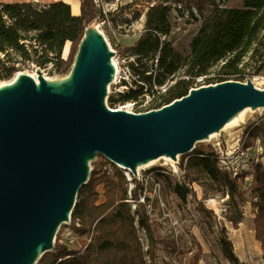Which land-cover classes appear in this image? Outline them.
<instances>
[{
  "label": "trees",
  "instance_id": "obj_1",
  "mask_svg": "<svg viewBox=\"0 0 264 264\" xmlns=\"http://www.w3.org/2000/svg\"><path fill=\"white\" fill-rule=\"evenodd\" d=\"M96 1L80 0L78 15L64 0L48 5L33 1L0 3V81L17 73V58L39 68L51 63L59 75L67 76L71 68L63 59L66 45L79 46L90 26L98 27L105 22L104 11ZM227 2L161 0L153 6L140 39L123 50L133 58L129 67L134 86L125 94L117 92L120 100L113 98L111 104L122 101L141 106L147 95L155 97L154 88L156 92H163L150 108L142 109L145 113L187 96L196 79L204 78L208 86L233 81L245 83L261 75L264 72V0H242L240 7L228 6ZM173 10L194 20L202 19L185 57L168 40ZM244 133L247 135L244 150L258 140L264 146V116L257 123L248 124ZM220 160L214 148L200 147L190 154L186 164L182 161L180 168L188 184H198L205 194L228 196L226 217L235 228L243 220L237 203L242 195L239 184L251 177L250 188L258 199L253 220L255 237L261 243L264 257V161L252 162L249 171L235 172L228 165H221ZM103 165L92 168L87 184L79 190L71 215L69 228L79 237L78 242L81 240L80 247L71 248L58 237L53 249L36 264H156L162 242L156 236L146 205L140 202L148 185L134 177L135 187L129 198L122 169L114 165L108 171ZM163 171V168L152 171L157 181H167ZM171 191L183 200L189 194L188 188L179 183L173 184ZM131 200L136 204L135 210ZM222 238L225 258L230 264H242L224 228ZM166 245L168 254L179 252L176 242Z\"/></svg>",
  "mask_w": 264,
  "mask_h": 264
},
{
  "label": "water",
  "instance_id": "obj_2",
  "mask_svg": "<svg viewBox=\"0 0 264 264\" xmlns=\"http://www.w3.org/2000/svg\"><path fill=\"white\" fill-rule=\"evenodd\" d=\"M89 28L66 81L21 75L0 89V264H36L53 249L95 157L137 176L139 165L176 161L238 113L264 108V90L248 80L192 89L141 114L114 111L106 105L113 54Z\"/></svg>",
  "mask_w": 264,
  "mask_h": 264
},
{
  "label": "rangeland",
  "instance_id": "obj_3",
  "mask_svg": "<svg viewBox=\"0 0 264 264\" xmlns=\"http://www.w3.org/2000/svg\"><path fill=\"white\" fill-rule=\"evenodd\" d=\"M35 2L40 5H48L60 0H0L1 4H10L16 2ZM70 3L72 12L77 15L80 12V0H64ZM161 0H97L96 2L102 7L105 16V22L97 26H91L89 30L96 27L105 38L111 52L112 59L117 66V80L109 86L108 95L106 96V105L114 110L129 111L134 114H141L142 109L150 108L151 104L160 98L154 88V96L147 95L144 97L141 106L133 102L125 103L117 101L111 104V99L120 100V94H125L131 86H134L133 72L129 67L133 58L129 54H124L123 50L133 46L142 36L147 21V15L151 8L159 4ZM242 0H228L226 5L240 7ZM173 7V5H172ZM202 24V19L190 18L187 14L182 16L173 10L171 14V35L168 40L171 42L177 52L184 57L188 55L190 44ZM80 45L68 43L63 52V59L70 65L67 76L58 74L53 64H48L45 68H39L32 62H23L16 59L14 73L9 79L0 81L1 84L10 83L21 75H28L36 78L44 77L53 85H59L69 77L75 64ZM3 57V56H2ZM14 57V56H13ZM216 70L214 68L212 73ZM125 80V81H124ZM253 84L264 90V72L261 75L251 79ZM204 78L196 79L194 88L205 87ZM117 93V94H116ZM246 112L240 121L235 123L209 142H199L196 148L212 147L221 156L226 159V164L231 170L242 172L249 171L252 162L259 160L264 161V146L258 141H254L253 146L244 150L243 141L247 139L244 133L245 128L250 123H257L264 116V111L253 110ZM246 135V137L244 136ZM260 146L263 150H261ZM192 153V152H191ZM185 157L178 156L175 165L177 171L171 167V163L161 160L150 168L138 170L140 178L148 185V191L140 197V202L146 205L148 215L155 228L156 236L162 242L158 250V259L156 264H230L225 258L222 249V229H226L229 240H231L235 254L242 264H264V257L261 243L255 237L253 220L257 213L255 206L257 196L253 193L251 187L252 179L248 177L243 183H240L241 198L237 201L238 208L242 212L243 220L235 228L232 223L228 222L226 214L228 211V196L223 194H205L204 188L198 184H188L185 179V172L180 168L182 161L187 163L190 154ZM90 167H97L98 164H104L103 158L95 157L90 161ZM163 168L167 181H157L154 169ZM158 172V171H157ZM128 182V196L132 197L134 189V176L126 169H122ZM131 177V178H130ZM138 180V179H137ZM140 181V180H139ZM141 182V181H140ZM175 183L185 185L189 194L183 200L172 192V186ZM144 199V201H141ZM146 199V200H145ZM132 210H135L136 204L131 200ZM71 231L66 225H62L56 236L60 237V242H68L67 233ZM143 241L147 244L144 233H141ZM79 238V237H78ZM176 242L179 252L168 254L166 244ZM79 243L81 240L79 239ZM71 248L76 247V241L73 243L69 240ZM147 246V245H146Z\"/></svg>",
  "mask_w": 264,
  "mask_h": 264
},
{
  "label": "bare ground",
  "instance_id": "obj_4",
  "mask_svg": "<svg viewBox=\"0 0 264 264\" xmlns=\"http://www.w3.org/2000/svg\"><path fill=\"white\" fill-rule=\"evenodd\" d=\"M95 29L102 35V33L95 27ZM109 47V46H108ZM109 50L111 51V49L109 48ZM112 65H113V67H114V69H115V79H114V81L115 80H117V76H118V69H116L117 68V66H116V64H115V62H114V59H112ZM34 78V77H33ZM34 80L36 81V83L39 85V81L36 79V78H34ZM46 81H48L49 82V80L48 79H46ZM64 81H66V79L64 80ZM50 83V82H49ZM13 84H15V80L14 81H12V82H10V83H6V84H1L0 85V89H2V88H4V87H7V86H12ZM163 89V91H165V88H162ZM261 90V89H260ZM258 111H264V108H260V109H257ZM248 111H252V112H254L253 111V109H251V108H247V109H245V110H243L242 112H240V113H238L236 116H234L227 124H226V126L220 131V132H223V131H225V130H227L229 127H231V126H233L235 123H237L238 121H240V118H242V116L246 113V112H248ZM128 113H131V112H129V111H127ZM216 136H218V133H214V134H212L208 139H206V140H204V141H202V142H209V141H211L212 139H214ZM263 150V149H262ZM161 160H166V161H168V162H170L171 163V167L175 170V171H177V167H176V165H175V162L176 161H174V160H172V159H170V158H168V157H166V156H164V157H162V158H159V159H157V160H153V161H149L148 163H145V164H143V165H139L138 166V170L140 171V170H142V169H146V168H150L151 166H154L155 164H157L158 162H160ZM111 162V161H110ZM117 166L118 168H120V169H124L122 166H119V165H117V164H114V163H112L111 162V165L110 166ZM136 179H137V176H134ZM131 178V177H130Z\"/></svg>",
  "mask_w": 264,
  "mask_h": 264
},
{
  "label": "built area",
  "instance_id": "obj_5",
  "mask_svg": "<svg viewBox=\"0 0 264 264\" xmlns=\"http://www.w3.org/2000/svg\"><path fill=\"white\" fill-rule=\"evenodd\" d=\"M117 92H120L119 90L117 91ZM260 148H261V150H262V147L260 146ZM220 155V154H219ZM102 157V156H101ZM103 158V160H104V169L105 170H108V171H111L112 170V168H113V166H110L111 165V162L109 161V160H107L106 158H104V157H102ZM220 158H221V156H220ZM226 159H224V158H222L221 160H220V162H221V165H223V164H226V161H225ZM227 168V167H226ZM227 170H228V168H227ZM235 172H238V171H236V170H234ZM140 174H138L137 173V179L138 180H140L141 182H143L144 183V180L142 179V178H140V176H139ZM141 201H144V199H141ZM68 228H69V226L71 225V220H70V222L69 223H67V224H65ZM70 229V228H69ZM71 230V229H70ZM66 239H67V241L69 242V240H71V242H75L76 241V247H80V243L78 242V237L74 234V232L71 230V231H69L68 233H67V235H66Z\"/></svg>",
  "mask_w": 264,
  "mask_h": 264
},
{
  "label": "crops",
  "instance_id": "obj_6",
  "mask_svg": "<svg viewBox=\"0 0 264 264\" xmlns=\"http://www.w3.org/2000/svg\"><path fill=\"white\" fill-rule=\"evenodd\" d=\"M78 14H79V13H78ZM78 14H77V15H78Z\"/></svg>",
  "mask_w": 264,
  "mask_h": 264
}]
</instances>
